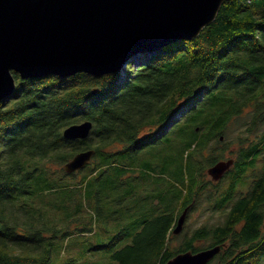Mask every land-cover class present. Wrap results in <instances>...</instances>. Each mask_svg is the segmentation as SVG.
Returning <instances> with one entry per match:
<instances>
[{"label":"trees","instance_id":"trees-1","mask_svg":"<svg viewBox=\"0 0 264 264\" xmlns=\"http://www.w3.org/2000/svg\"><path fill=\"white\" fill-rule=\"evenodd\" d=\"M159 43L102 76L13 71L15 90L0 102V264H164L217 244L207 264L264 259V0H225L196 37ZM84 120L88 136H63ZM238 120L233 150L227 131ZM86 149L85 167L66 173ZM227 158L231 184L251 172L248 189L211 204L223 221L172 247L184 208L188 216L216 194L221 179L206 180L205 169Z\"/></svg>","mask_w":264,"mask_h":264},{"label":"water","instance_id":"water-1","mask_svg":"<svg viewBox=\"0 0 264 264\" xmlns=\"http://www.w3.org/2000/svg\"><path fill=\"white\" fill-rule=\"evenodd\" d=\"M225 0H0V102L13 94L15 78L60 77L76 72L102 76L126 66L141 52L162 46L160 37L191 39L210 24ZM92 122L63 129L66 138H85ZM94 149L76 152L63 164L66 173L85 167ZM233 158L207 168L218 180ZM187 207L172 232L183 227ZM213 245L183 251L164 264H207L220 251Z\"/></svg>","mask_w":264,"mask_h":264},{"label":"rangeland","instance_id":"rangeland-1","mask_svg":"<svg viewBox=\"0 0 264 264\" xmlns=\"http://www.w3.org/2000/svg\"><path fill=\"white\" fill-rule=\"evenodd\" d=\"M183 111H184V108L179 110L178 114H181ZM176 117H177V115L175 116V118ZM240 130H241V126H240L239 120H238V121H233L230 124L229 129L227 131L228 132V134H227L228 138H226V139L232 140V142L228 144V147L232 146L231 148L233 150L236 149V145H234L235 143L233 141H234L235 137L238 136L237 134L240 133ZM211 143L215 144V141H212ZM221 146L222 145H220V147ZM173 152H174V150H173ZM167 153L169 154L170 151L168 150ZM164 154L166 155V150H165ZM204 154H206V152ZM231 155H232V153H230L229 151H227L225 154L226 157H229ZM207 168L205 169V172H206L205 179L206 180H213L211 178V176L208 175ZM247 172H249L248 177L236 180L233 184H231V180H233V179H232V177L230 178L232 172L229 174L227 173V174H225V176L220 178L221 180L217 184V190H216V194L213 197V201L209 204L208 200L206 198H203L198 203L196 208L194 210L190 211L187 214L188 216H185V219L183 222V227H182L181 231L179 233H176V234L173 233L172 236L170 237L171 238V246L172 247L178 246L179 243L182 242L184 237L190 236L192 231L195 228L199 227L200 225L220 223L221 221H223L222 219H223L224 215H222L221 209H216L215 206H212L211 204H215V203L217 204L220 201L221 197H223L224 195H226L230 191L245 192L249 187L250 180L252 179L251 178V172L249 170H247ZM165 173L163 175V177H165V178H161V179L167 180V179H169V177ZM175 225H176V223H175ZM175 225H174V227H175ZM103 240H105V242H108L110 240V236L105 237ZM208 242H209L208 240H205V241L200 240V241L195 242V244L202 248L203 246L207 245ZM95 257L99 260L111 259V257L108 256V253H104L102 251H97L95 254ZM110 261H111L110 264H117L116 260L112 259ZM260 264H264V259L260 262Z\"/></svg>","mask_w":264,"mask_h":264},{"label":"built area","instance_id":"built-area-1","mask_svg":"<svg viewBox=\"0 0 264 264\" xmlns=\"http://www.w3.org/2000/svg\"><path fill=\"white\" fill-rule=\"evenodd\" d=\"M167 129H168V125L166 124V125L162 126V127L156 132V135L159 136V135L163 134L164 132L167 131Z\"/></svg>","mask_w":264,"mask_h":264}]
</instances>
